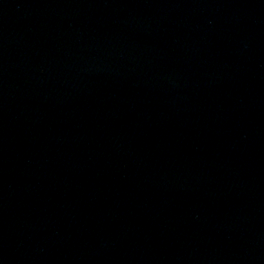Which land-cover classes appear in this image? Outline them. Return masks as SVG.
<instances>
[{"label":"water","instance_id":"1","mask_svg":"<svg viewBox=\"0 0 264 264\" xmlns=\"http://www.w3.org/2000/svg\"><path fill=\"white\" fill-rule=\"evenodd\" d=\"M264 51V0H200Z\"/></svg>","mask_w":264,"mask_h":264}]
</instances>
